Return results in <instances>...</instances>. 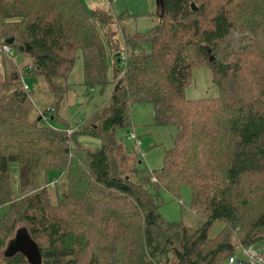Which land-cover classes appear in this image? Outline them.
I'll list each match as a JSON object with an SVG mask.
<instances>
[{"label":"trees","instance_id":"1","mask_svg":"<svg viewBox=\"0 0 264 264\" xmlns=\"http://www.w3.org/2000/svg\"><path fill=\"white\" fill-rule=\"evenodd\" d=\"M160 3L158 26L122 31L127 62L111 97L74 130L59 115L70 86L52 79H67L81 51L84 85L105 90L106 24L100 29L81 0H0V252L26 228L41 264H228L237 254L233 235L243 247L264 245V0ZM235 32L238 51H230L225 43ZM21 47L34 57L27 67L16 60ZM203 66L220 95L189 100L193 70ZM30 77L49 80L55 104L33 109ZM143 103L153 106L156 125L178 132L163 167L135 170V182L122 170L127 154L116 131L133 126L132 109ZM84 135L102 146L85 148ZM13 164L20 170L15 199ZM51 172L67 178L55 203L46 186ZM184 186L200 228L160 212L162 191L180 200ZM215 222L225 227L213 237ZM0 264L32 263L17 252Z\"/></svg>","mask_w":264,"mask_h":264},{"label":"rangeland","instance_id":"2","mask_svg":"<svg viewBox=\"0 0 264 264\" xmlns=\"http://www.w3.org/2000/svg\"><path fill=\"white\" fill-rule=\"evenodd\" d=\"M81 2L90 13L91 18L95 22L97 21L96 23L100 26V29L103 23L106 24L101 31L107 47L108 80L110 84L103 91L100 88L87 89L84 85V61L81 51L77 53L76 64L67 79H52L54 86H65L67 84L70 86L67 95L61 102L59 115L67 119L70 129L74 130L86 123L111 97L112 82L116 71L120 67L117 59L127 53L123 43L122 31L124 30L126 33H134L135 31L147 33L160 24V12H158L155 0H111V4H108V0H81ZM93 12H99L100 14H94ZM100 16L102 21L99 20ZM119 16L126 17L120 19ZM240 39L241 35L235 32L228 38L225 46L230 51H238ZM16 60L21 66L27 67L32 64L34 57L28 52H16ZM25 81L30 87V91L33 92V109L35 111L38 109L44 110L56 103V96L49 93L51 83L48 79L30 77ZM185 94L189 100L219 97L220 90L213 81L212 71L209 67L203 66L193 70L192 84L187 88ZM132 120V127L121 128L116 131V139L121 147L120 151L127 154V158L122 164V170L125 175L132 176L133 181L139 182L134 171L161 169L166 151L174 147L178 130L175 126L156 125L154 108L148 103L133 107ZM51 125L58 129L65 128L64 124L58 120L51 121ZM132 132H135L138 136L140 146L136 141L128 139L129 133ZM80 143L92 151L102 146L99 139L85 135L80 138ZM10 172V196L15 199L20 194V170L18 165L13 164ZM48 179L49 183L46 184L45 179H43V183L48 186L52 201L55 203L64 193L67 178L62 173L51 172ZM191 202L192 192L188 186L182 188L180 200H175L166 191H162L160 212L166 221H182L191 227L200 228L204 220L191 211ZM1 214L2 210L0 209ZM224 227L223 223L215 222L211 230V236H216ZM230 242L241 254L243 246L240 239L233 235ZM17 252L26 255L30 263L41 264L37 245L30 237L27 228L19 230L12 237L8 246L1 250L0 257H9Z\"/></svg>","mask_w":264,"mask_h":264},{"label":"built area","instance_id":"3","mask_svg":"<svg viewBox=\"0 0 264 264\" xmlns=\"http://www.w3.org/2000/svg\"><path fill=\"white\" fill-rule=\"evenodd\" d=\"M110 0H108V4ZM111 4V3H110ZM4 51L11 54V49L8 46L4 47ZM120 59V64L125 66L127 62V56H123ZM28 89V86H25ZM128 139H132L140 146V141L135 132L129 133ZM242 253L237 252L228 260V264H264V245H251L241 248Z\"/></svg>","mask_w":264,"mask_h":264},{"label":"water","instance_id":"4","mask_svg":"<svg viewBox=\"0 0 264 264\" xmlns=\"http://www.w3.org/2000/svg\"><path fill=\"white\" fill-rule=\"evenodd\" d=\"M192 7H193V10H196V8H195L194 5H192ZM14 41H15L14 39H11L10 41H8L7 44H8V45H12V44L14 43ZM25 50H28V48L21 47V49H20L21 52H24ZM215 59H216L215 56L211 55L209 61L213 63V62L215 61ZM118 61H119V60H118Z\"/></svg>","mask_w":264,"mask_h":264},{"label":"crops","instance_id":"5","mask_svg":"<svg viewBox=\"0 0 264 264\" xmlns=\"http://www.w3.org/2000/svg\"><path fill=\"white\" fill-rule=\"evenodd\" d=\"M156 2V6L158 8V12H160V15H161V3H160V0H155ZM117 60H119L117 63L120 64V59L118 58ZM238 252V250H237Z\"/></svg>","mask_w":264,"mask_h":264}]
</instances>
